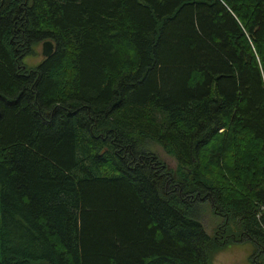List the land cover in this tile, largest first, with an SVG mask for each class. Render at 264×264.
<instances>
[{
  "label": "trees",
  "instance_id": "obj_1",
  "mask_svg": "<svg viewBox=\"0 0 264 264\" xmlns=\"http://www.w3.org/2000/svg\"><path fill=\"white\" fill-rule=\"evenodd\" d=\"M244 242L264 264V0H0V264Z\"/></svg>",
  "mask_w": 264,
  "mask_h": 264
},
{
  "label": "rangeland",
  "instance_id": "obj_2",
  "mask_svg": "<svg viewBox=\"0 0 264 264\" xmlns=\"http://www.w3.org/2000/svg\"><path fill=\"white\" fill-rule=\"evenodd\" d=\"M41 43L33 47L32 53L23 58V64L26 67H35L41 60ZM149 152L159 160L168 170L174 171L176 164L173 158L166 155L162 149L152 143L148 146ZM201 211L196 213V219L203 226L208 235L219 224V219L213 216L207 204L200 206ZM252 247L249 243H230L224 248L215 252L211 257L210 264H248V257L252 252Z\"/></svg>",
  "mask_w": 264,
  "mask_h": 264
},
{
  "label": "water",
  "instance_id": "obj_3",
  "mask_svg": "<svg viewBox=\"0 0 264 264\" xmlns=\"http://www.w3.org/2000/svg\"><path fill=\"white\" fill-rule=\"evenodd\" d=\"M52 51V45L49 42L41 43V56L48 57Z\"/></svg>",
  "mask_w": 264,
  "mask_h": 264
}]
</instances>
